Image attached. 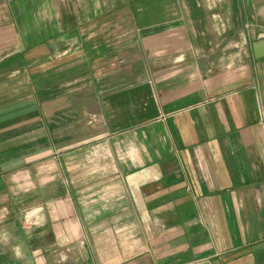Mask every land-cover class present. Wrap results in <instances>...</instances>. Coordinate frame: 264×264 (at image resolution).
<instances>
[{
    "label": "crops",
    "instance_id": "0c3cea01",
    "mask_svg": "<svg viewBox=\"0 0 264 264\" xmlns=\"http://www.w3.org/2000/svg\"><path fill=\"white\" fill-rule=\"evenodd\" d=\"M263 39L264 0H0V264H264Z\"/></svg>",
    "mask_w": 264,
    "mask_h": 264
},
{
    "label": "water",
    "instance_id": "95a60500",
    "mask_svg": "<svg viewBox=\"0 0 264 264\" xmlns=\"http://www.w3.org/2000/svg\"><path fill=\"white\" fill-rule=\"evenodd\" d=\"M253 53L257 60L264 58V39L253 44Z\"/></svg>",
    "mask_w": 264,
    "mask_h": 264
},
{
    "label": "clouds",
    "instance_id": "9594fccd",
    "mask_svg": "<svg viewBox=\"0 0 264 264\" xmlns=\"http://www.w3.org/2000/svg\"><path fill=\"white\" fill-rule=\"evenodd\" d=\"M9 239V236L7 233H4L2 236H0V240H2L3 242L7 243ZM13 253H14V256L17 258V259H20L22 258V252H21V249L19 246L13 248Z\"/></svg>",
    "mask_w": 264,
    "mask_h": 264
},
{
    "label": "built area",
    "instance_id": "2783aa9c",
    "mask_svg": "<svg viewBox=\"0 0 264 264\" xmlns=\"http://www.w3.org/2000/svg\"><path fill=\"white\" fill-rule=\"evenodd\" d=\"M34 225V222H32V221H27L26 219H25V223H24V228L25 229H29V228H31L32 226ZM195 264H210V262H209V260H203V261H199V262H197V263H195Z\"/></svg>",
    "mask_w": 264,
    "mask_h": 264
}]
</instances>
